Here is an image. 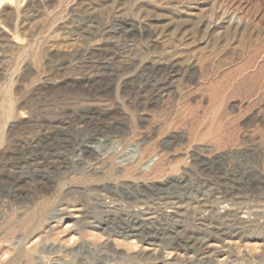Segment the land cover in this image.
I'll list each match as a JSON object with an SVG mask.
<instances>
[{"label":"rangeland","instance_id":"374dc122","mask_svg":"<svg viewBox=\"0 0 264 264\" xmlns=\"http://www.w3.org/2000/svg\"><path fill=\"white\" fill-rule=\"evenodd\" d=\"M134 20L145 30H135ZM114 57L164 65L152 73L164 94L148 99V93L136 96L128 89L116 116L112 99H89L70 87L89 72L85 67L93 68L89 59ZM53 79L62 82L46 87ZM87 104L110 109L91 120L61 114ZM62 118L70 122L66 141L48 143V123ZM88 137L92 161L78 164L77 145ZM38 139L35 150L31 144ZM45 148L47 160L70 159L68 169L52 170L55 185L48 191L34 175L35 159ZM136 158V176L126 182L139 184V191L151 184L146 200L166 203L167 215L133 218L130 189L115 196L118 212L102 215L92 200L109 201L111 185L122 179L100 171L107 161L125 167ZM14 166L27 169L26 182L14 178ZM92 167L96 175L89 173ZM101 185L105 189L96 187ZM93 186L101 192H90L88 199L77 193ZM82 205L83 222L137 235L117 251L105 245L70 252L80 241L74 218ZM61 206L63 220L50 218ZM48 226L53 227L46 239ZM87 229L82 235L92 239ZM0 235V264H7L18 235L25 251L35 244L41 249L45 239L68 248L41 252V264H264V0L0 2Z\"/></svg>","mask_w":264,"mask_h":264},{"label":"bare ground","instance_id":"6f19581e","mask_svg":"<svg viewBox=\"0 0 264 264\" xmlns=\"http://www.w3.org/2000/svg\"><path fill=\"white\" fill-rule=\"evenodd\" d=\"M2 1L3 0H0V2H2ZM141 22L142 21H138V20H134L133 21V26H134L135 30H140V29H144L145 30V27H144V25ZM148 29H150V28H148ZM88 65L93 67V68L85 67V68L89 69V72L87 71L86 73L81 74V76L79 77V80L72 81L71 84H69L70 87L72 89H77V88L82 89L83 91H85L86 95L89 96V99H93V98L95 99V97H102V96L108 97V98H110V100L112 99L113 101L111 100L112 103H110V104H112L111 105V107H112L111 109H113V112H115L114 115L118 114V116H119V115L122 114V113H120V111L122 109H124V108H122L123 107V105H122L123 103L120 104L119 99L124 97V95L127 93L128 89H131V91H133L136 96H139V94H141V96H142V94L148 93L149 97H150V98L148 97V99H152V98L156 97L157 95L159 96L163 92V90L166 89V88L163 89V85L162 84H157L156 85V84L153 83L154 82L153 81L154 80V75H153L154 73L153 72L160 71L162 68H164L163 64H162L163 67H161V64H160V66H157V64L154 63L153 61L152 62L151 61H146V60L145 61H137L136 58L130 59V60H128V59L125 60V59H121L120 57L119 58L114 57L111 60H109V59L105 60L104 59V61H95V62L89 59L87 66ZM83 66H85V65L83 64ZM169 67L171 69L173 68L172 66H169ZM90 69H93V70L90 71ZM165 76H167V75H165ZM59 82H62V80L59 81V80L53 79V80L45 82V84H46V87L49 88V85L54 84V83H59ZM162 94H164V92ZM138 101H140V100H138ZM148 102H149V100H148ZM121 105H122V107H121L122 109L120 110V106ZM139 106H140V104H139ZM107 108L110 109V107H108L105 104L97 105L95 107L92 106V104H87V105H84V106H80V107L71 109L70 111L68 109L64 108V109H62L61 114L66 115V119L71 117V120H73V121L76 119V117L78 118L79 116L80 117L83 116L84 118H87V119L91 120V119L97 117L98 115H100L102 113L107 114ZM20 117H23V115L20 114ZM120 117L124 118L122 116H120ZM66 119L65 118L55 119L50 124L48 123V127L50 128V130H49V134H46L47 136H46V139H45V140H49L48 143H50V142L52 143V142H54L56 140L66 141L65 129L67 128L68 124L70 123ZM81 119L82 118H80V120L77 121V122L78 123L82 122ZM119 130L121 132H123L124 128L119 129ZM94 132H96V130ZM120 136H122V135H120ZM91 140H92V138L88 137V138H86V140L84 139L81 144L77 145L79 147V149L82 151V154L80 156L78 155V159H77L78 164H84L85 165V164L89 163L90 161H92V155L90 156V154L88 153V146L85 144V142L87 143V142H90ZM166 141L167 140H165L164 142H166ZM74 142H76V141H74ZM67 143L72 145V142L71 143L67 142ZM39 145H40L39 139L35 140V141L32 142L31 148H34L35 150H37ZM72 146H74V144ZM45 150H47V149L46 148L43 149L41 151V153H40L41 156L37 155V157L35 159L37 164H36V169H35L36 173L34 175H35L37 183H39L41 185H46L45 189L48 191V190H50V188L53 187V184L55 182L54 178H52V176L50 175L52 170H54V169L56 170V168H67V166H70V164H69V162H70L69 160L70 159H68L65 156H62V157H59L55 161L47 160V158L43 156ZM1 154H2L1 155L2 158L6 157L4 155L5 152H2ZM128 161H129V159H128ZM139 162H140V158H136L134 161H132L129 165L127 164V166H125V167L124 166L123 167L122 166L121 167H116L114 165L113 161L111 160L109 162L107 161L108 164L107 165L105 164L106 168L103 171L102 170L100 171V173H103V175H105V176H108V177L109 176H115L117 178H121L122 179L121 182H118V183H116L114 185H111V188H110L111 189V197H110V199H109V197L108 198L104 197L106 199H109V201H106V200L102 199L103 196H102V198H98V199H93L92 200V201H94V203L97 201L96 202L97 203L96 206L98 208H100V212L102 213V215L104 214L105 216L106 215L109 216V215H111L113 213L115 214V212H118L120 210L119 209L120 205L117 202L118 199H116L115 196L121 197L119 195L121 193H124L125 191H129V189L132 190L133 192L129 191L128 193L135 200L134 206L132 207V209H130L131 210L130 211L131 214H133V216H134L133 218H135L137 220H140L141 222L150 221V220H152L154 218V216L156 214H159V213L160 214H166L168 212V206H167L166 203H163V206H155L154 204H156V203H154L151 200H146V197H145L146 194L149 195L150 193H152L154 191L153 190L154 189L153 186L152 187L149 186L151 184L146 185V186H141V191H139L140 190L139 189L140 188L139 184L130 183V185H128V183L126 182L127 179H130V178L134 179L135 171L138 170L137 169V165L139 164ZM15 164H17V163H15ZM95 166H97V164ZM95 166H94V168H96ZM12 168H13V165H12ZM23 168L24 167H18V166L15 167L14 166V169H18V171H16L15 174L19 173V175L14 176V178L17 179V180H20L21 182H26V178L27 177L25 175H23V174L26 173L27 169L24 168L25 169L24 170ZM101 169H103V168H101ZM99 170H98V172H99ZM95 172L96 171L93 170V167H92V170H91V168L89 169V173H95ZM85 173H87V172H85ZM140 173H142V172H140ZM146 174H145V176H146ZM95 175H96V173H95ZM98 175L103 177V175H100V174H98ZM87 176L90 177V175H86L85 177L87 178ZM15 179H12V180H15ZM164 184L165 183L160 185L158 188L161 189L162 186H164ZM96 187L105 189V185L96 186ZM89 188H87V187L85 188L84 187V189H82V191L78 190L79 192H77V193L85 194L87 196V199H88V197H90L89 194H91L90 192H92V191L94 192L95 190L96 191H100V190H97L98 188H96L94 190V186H93V189H89ZM110 189H109V191H110ZM71 191L73 192V190H71ZM100 192H98V193H100ZM95 195H97V194H95ZM104 195H105V192H104ZM99 197H101V196L99 195ZM89 202H91V200ZM85 205L86 204H84V206ZM64 206H66V205H64ZM84 206L82 205L81 207H77L76 208L77 212H78L77 214L79 215V218L78 219L74 218L75 220L74 219L73 220H74L75 225H76L75 229L79 233V236H78L79 238L78 239L80 241L78 240L79 244L77 243L78 245L77 246L75 245L76 246L75 248H74V246H72V247L70 246V250H69L70 252L77 251L81 247H86L88 250H97V249L99 250V248H102L105 245H111L117 251V249L119 248V246H121L122 243L125 244L124 242L127 239L129 240V238L131 236L134 237V236L137 235V234L133 233V231H132V234H130L129 232L120 233V232H117V231L116 232L115 231H109L107 228L102 227V225H100L97 222H90V223L89 222L88 223L83 222L84 219H85L84 218V209H85ZM61 207H60V209H58V208L57 209H53V211L50 213L49 217L52 218V219L53 218L60 219L63 215H65L66 214L65 213L66 212V207H63V206H61ZM61 220H63V217L61 218ZM47 224L48 223L46 222V225ZM86 226L88 227L89 230L87 229L85 231H89V232H87V234L92 239L84 238V236L82 235L83 228L86 227ZM23 227H25V225ZM23 227H21V229H23ZM35 227H36V225H35ZM48 227H49V230H45L44 231L45 232V236L43 235L44 237H46V239L49 236L50 229L53 226H48ZM99 232L104 233V234H101V236L102 235L103 236L106 235V236H104L105 238H103V236H102V238L100 236H98ZM7 233H9V232H7ZM24 233H25V231H24ZM5 234H6V232H5ZM5 234H4V236H5ZM10 234H12V233H10ZM42 234H44V233L42 232ZM7 236H9V235L7 234ZM0 237H1V235H0ZM9 237L11 238V236H9ZM51 238H52V236H51ZM5 239H6V236H5ZM46 239L44 240L45 241L44 243L41 242L42 243L40 245L41 249L37 248V247H36V249H34L35 246L37 245V244H35L34 248H32L33 250H29V251L28 250L25 251V248L23 249L24 242H23V238L20 235L14 236V242L12 243L13 245L11 244L10 241H9L10 244H9V242L5 241L9 245L13 246V248H12L13 252H12V254L10 253L11 256L8 257L7 264H41V261H42V259L44 257V256L43 257L41 256V252L54 253V252L57 251V248H58V251L64 252V251H66L68 249L66 246H62L61 244H60L59 247L58 246L56 247V245L53 243L54 241L53 242L46 241ZM139 241H142V240H139ZM66 242H68V241H66ZM148 244L155 246L154 243H152V242L151 243L148 242ZM155 244H157V242ZM127 245L130 246L129 248H133V247L136 246L135 244L133 245L132 243H127ZM161 246L164 249V246L163 245H161ZM159 248L161 249V247H159ZM0 249H1V247H0ZM155 250H159V249H155ZM161 250H159V251L161 252ZM171 250H178V249L171 248ZM144 251L145 250L142 249L141 251H139V253H141V252L144 253ZM9 252H11V251H9ZM172 252L173 251H169V254H171ZM139 253L137 252L136 254H133V255L136 256ZM6 254H8V253L6 252ZM43 254H45V253H43ZM8 256H9V254H8ZM126 256H130V253H128V251L126 252ZM3 257H5V256H3ZM5 258H4V260H5ZM45 259H46V256H45ZM54 260H56V259H54ZM50 261L53 262V260H50ZM2 262H3V260H2ZM48 264H49V262H48Z\"/></svg>","mask_w":264,"mask_h":264}]
</instances>
